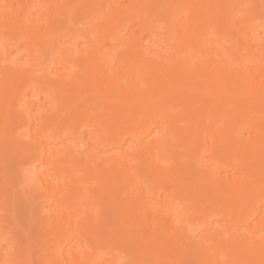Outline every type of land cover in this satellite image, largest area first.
<instances>
[{
    "label": "bare ground",
    "instance_id": "6f19581e",
    "mask_svg": "<svg viewBox=\"0 0 264 264\" xmlns=\"http://www.w3.org/2000/svg\"><path fill=\"white\" fill-rule=\"evenodd\" d=\"M239 1L0 0V264H264Z\"/></svg>",
    "mask_w": 264,
    "mask_h": 264
},
{
    "label": "rangeland",
    "instance_id": "374dc122",
    "mask_svg": "<svg viewBox=\"0 0 264 264\" xmlns=\"http://www.w3.org/2000/svg\"><path fill=\"white\" fill-rule=\"evenodd\" d=\"M240 4H243L245 8H249L250 6L252 5H255L256 6V9L258 8L260 12H262V10H264V0H240L239 1ZM257 9V11H258ZM245 10V9H244ZM258 11V12H259ZM240 16V14H238V17ZM262 31L259 33V37L260 35L264 36ZM261 38V37H260Z\"/></svg>",
    "mask_w": 264,
    "mask_h": 264
},
{
    "label": "snow or ice",
    "instance_id": "6c2138e0",
    "mask_svg": "<svg viewBox=\"0 0 264 264\" xmlns=\"http://www.w3.org/2000/svg\"><path fill=\"white\" fill-rule=\"evenodd\" d=\"M262 23H264V22H262Z\"/></svg>",
    "mask_w": 264,
    "mask_h": 264
}]
</instances>
